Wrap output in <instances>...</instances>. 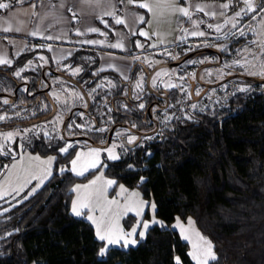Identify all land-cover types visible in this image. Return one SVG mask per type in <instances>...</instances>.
<instances>
[{"label":"trees","instance_id":"16d2710c","mask_svg":"<svg viewBox=\"0 0 264 264\" xmlns=\"http://www.w3.org/2000/svg\"><path fill=\"white\" fill-rule=\"evenodd\" d=\"M185 24L188 27L190 21ZM244 38H229L227 43L232 51L221 50L220 58L224 61L232 57L231 54L246 42ZM28 48L31 51L23 52L12 65H0V91L15 86L22 75L28 77L30 89L39 86L40 76L36 73H23L21 77L13 75L37 51ZM41 50L46 53L43 48ZM186 53L180 51L179 55L182 57ZM98 62L95 51H77L63 62L79 65L83 69L80 83L87 89H95L85 116L80 117V112H76L68 123L88 121L93 128L104 127L109 108L114 122L127 118L121 114L125 109H120L111 90L106 92L96 86L102 75L112 74H93ZM53 64L52 68L57 67ZM138 67L139 64L132 66L130 78H134ZM237 79L248 84L250 90L228 91L215 105L204 107L206 111L201 108L187 110L192 119L184 116L177 107L178 94L173 90L171 95L168 94L172 105L168 111L175 116L168 125L165 127L161 123L156 136L137 144L127 156L122 154L120 161L104 159V173L117 183L136 187L145 200L154 199L157 204L155 215L166 221L168 227L151 226L145 239L141 240L137 234V245H130L128 249L113 248L103 264H175L176 255L181 256L183 264H194L187 256L189 245L179 237L177 230L171 228L177 215H181L182 220L191 216L199 231L213 241L218 259L211 264H264V81ZM231 83L236 81L231 80ZM26 98L19 95L9 104L1 103L0 98V112H21L20 117L7 120V125L21 126L32 120L47 119L52 110L47 97L41 103L39 96H31L27 104ZM105 100L107 104H103ZM98 104L103 106L98 109ZM144 113L141 109V131L149 129L143 121ZM4 123L0 121V126ZM112 124L109 122V126ZM65 127L69 131L67 125ZM77 131L80 133L77 135H84L83 130ZM105 133L89 130L84 136L89 138L88 145H93L100 143ZM74 141L84 146L83 140ZM36 151H41L39 146ZM72 156V150L70 154L58 156L54 175L40 189L7 213H0V264H33V261L36 264H101L97 250L102 245L94 236V228L86 219L70 214L66 207V203L70 206L68 188L88 180L98 169H92L82 177H76L70 171L59 174L61 165L70 169ZM10 161L11 156L4 158L1 155L0 167ZM129 163L135 164L136 169L128 170L126 165ZM141 176L146 178L143 183ZM26 194L27 190L21 195ZM7 206L0 202V208ZM5 216L9 219L5 220ZM145 218H149V207ZM134 220V214H129L122 218V223L130 226ZM12 229L19 231L12 232ZM5 232H11V235L5 237Z\"/></svg>","mask_w":264,"mask_h":264},{"label":"snow or ice","instance_id":"6c2138e0","mask_svg":"<svg viewBox=\"0 0 264 264\" xmlns=\"http://www.w3.org/2000/svg\"><path fill=\"white\" fill-rule=\"evenodd\" d=\"M26 2V0H0V10H3L5 15H0V23L6 24L5 32L9 31L13 27V18L18 14L20 9L17 7ZM117 3L123 4L124 8L121 11L124 13L120 15L117 13ZM235 8V11L232 9ZM137 9L146 11H137ZM42 10V11H41ZM201 12L205 13V17H211L215 22L201 17L200 19H194L195 14ZM70 13V16L65 15ZM84 14L94 15L95 19L102 23L105 27L111 28L118 39L112 45L113 48L123 49L126 47L125 41L130 36L139 35L141 37H156L149 47L156 48L157 45L173 44L178 45L187 40L188 37L204 38L203 41H198L196 44H190L189 48L185 51H191L194 47H206L215 46L225 53L232 51L229 47V38L235 37H248L251 34V39L235 50L236 55L233 59L226 61L221 69L217 72V79H223L225 75H231L232 73H225L224 68L231 66L233 71L239 68L241 74L248 76H259L264 78V0H223L221 3H216V0L211 2L202 3L199 0H59V3H52L48 0L46 7L45 0H31L29 8L24 10V15L27 19L18 20L19 25L27 27L28 24H35V28L30 31L32 37H42L45 40H71L69 32L75 31L78 36L86 33H100L107 36V32H103L100 27L87 26L83 31L80 27L63 30L61 33L52 35L48 30L53 27V23H66L71 24L73 21L79 24L80 17ZM49 18L53 23H48L47 28H42ZM111 18L116 26H124L128 29L127 32L120 31L109 22ZM182 18H187L191 23V28L183 27L178 29L182 31L183 35H177L174 40H168L167 37L172 35L173 32L163 31L161 25L170 24L173 20L183 23ZM141 22H146L149 29L145 27H139ZM205 25V28H201L200 25ZM21 27H16V31H21ZM173 31H176L175 29ZM215 36L216 39H223L226 43L212 45L208 41V37ZM7 38V37H5ZM12 42V41H10ZM77 45H103L105 40H76L71 41ZM145 46L141 40H135V47L143 48ZM32 48L42 49L47 48L50 51L59 52L52 57L58 63L65 59V54L71 56L76 49H54L52 43H40L33 44ZM160 51L171 59H177V55H173L166 48H160ZM31 51L27 46L16 52L19 56L20 52ZM39 60L42 62L41 67L49 62L48 58L42 53H36ZM88 59V58H86ZM140 56L132 57V60H140ZM210 59L205 57L200 61L188 60L186 63L202 64ZM144 63H148V58L144 59ZM152 64L160 65L162 62L159 60H152ZM13 64V60L8 57L5 52H0V65L10 66ZM33 66V60H28L22 68L17 69L13 75L21 77V73L25 68H31ZM109 68L120 69L113 63L106 65ZM151 67V64L149 65ZM61 68L71 72L73 75L81 72L83 69L79 66L70 67L68 64H61ZM99 71V70H97ZM154 74L151 75L150 83L153 88L158 87V84H162L164 89H176L179 88L181 93H185L187 89L191 88L190 84L182 83L186 76L195 78V73H187L179 76L177 79H173L177 75L176 69H165L163 67L159 70L153 69ZM206 74L211 76L213 69H206ZM204 79L202 75L200 77ZM28 79V77H24ZM56 80H60V77H56ZM107 79V78H105ZM128 79L127 76L124 77ZM146 78L141 73L140 77L136 80L134 88L137 91H133L131 94L136 97L137 100H141V95L144 90V84ZM43 86V85H42ZM108 86H112V81H108ZM100 87V85H97ZM226 87V85H222ZM236 91L245 92L250 90V86L246 83H234ZM10 91L11 89H4ZM27 89L25 88V91ZM70 96L65 97V101H71L73 103H79L81 101L82 94L74 89H69ZM203 89L197 88L196 95L199 96ZM213 92L215 89L212 90ZM95 89L89 92L92 95ZM50 95L54 98L55 102H59L61 97L57 91H53ZM191 93L188 92L187 96ZM227 95V94H226ZM187 98V97H186ZM3 103L9 104L10 101L7 97H3ZM107 100L103 104H107ZM181 103L182 101H177ZM102 104H98V109L102 107ZM46 107V105H42ZM84 107H90L87 103H84ZM126 112L133 111L127 104L123 105ZM172 107L165 104V114L161 119V123L168 125V123L174 118L175 114H169L167 108ZM193 109L197 108V104H192ZM12 108H16V104H12ZM139 109H144L145 104L140 102L138 104ZM158 106L153 107L152 111L155 113ZM206 108H201V111H206ZM112 109H108V120L104 121V127L93 128L92 123L85 121L77 124L75 120L72 123L67 124L68 135L74 136L80 134L77 130H83L84 135L88 134V131L96 133H104L109 127V122L114 123L111 115ZM101 116L104 113H100ZM184 115L188 119H192L185 111ZM21 112L13 111L0 112V121L11 120L12 117H20ZM78 116H85L84 112L78 113ZM178 118V117H177ZM158 119H160L158 117ZM60 123H66L62 113L58 112L51 121L44 120L39 124H32L30 127H24L22 130L19 127L12 128L11 130L0 131V155L7 158L11 156V162L4 164L0 168V202L7 203V207L0 208V213H7L15 205L22 203L23 200H27L38 189H40L46 181H48L55 173L54 165L57 163L58 156L62 154H70V150L74 151V156L70 160V169L67 165H61L59 167V174L63 175L70 171L76 177H82L89 169H98V166L105 167L102 160V153H106V159L109 161H120L122 154L127 156L137 144H142L145 140L152 139L151 136L139 137L133 134L129 128H121L116 132V138L112 139L110 144H106L101 140V146H90L87 141H84V146H80L79 141L69 140L62 130L58 127ZM95 123V121H93ZM137 128L135 122L131 123V129ZM126 137V139H125ZM19 138L18 144L13 145L11 142ZM62 145V146H61ZM39 146L41 151H36V147ZM18 149V150H17ZM119 149V150H118ZM42 153H54V154H42ZM151 155V152L148 153ZM136 165L129 163L126 165L128 170H135ZM99 174L94 176L87 183H75L72 184L67 193L70 196V206L66 203V207L70 214L75 217L86 219L90 222V225L94 228V236L96 240L102 245L97 250V259L103 264V261L107 260L108 253L115 247L121 249H128L130 245H137L139 243L137 234L141 240L146 238V235L151 226L159 225L161 229L168 227L166 221L158 219L155 215L157 210V204L153 199L151 202L145 200L137 189L129 190L124 184L119 185V190L116 196H110L108 189L117 183L113 178L104 176L102 170H98ZM145 177H140V182L145 181ZM33 182H35L34 186ZM27 191L26 195H21ZM7 198V200H5ZM151 207L152 215L150 218H145L146 209ZM129 214H134V223L130 226H126L122 223V218L128 217ZM5 220L9 217L5 216ZM173 230L179 231V237L186 241L189 245L187 256L191 258L194 264H211L212 261L218 259L217 253L214 250V244L211 239L203 235L198 228L195 227V222L191 216L186 218L184 222L181 215H177L174 218V223L171 226ZM19 231V229H12V232ZM11 232H5L4 236H10ZM175 264H183L180 255L174 257ZM36 264V261H33Z\"/></svg>","mask_w":264,"mask_h":264},{"label":"flooded vegetation","instance_id":"af4514ba","mask_svg":"<svg viewBox=\"0 0 264 264\" xmlns=\"http://www.w3.org/2000/svg\"><path fill=\"white\" fill-rule=\"evenodd\" d=\"M180 46L181 45H177L176 50L181 48ZM187 48H189V46ZM207 51L213 52V53L216 52L215 50H212L211 48H209V50H208V49L203 48V47H194V48H192L191 51H185L187 53L184 56L180 57L179 52L177 50V53H178L177 59H168L165 56L164 60L162 61V63L160 65H155L154 67H151L150 69L145 67L146 83L144 85V90H143V93L141 95V100H137L131 94L133 92L131 90V87L133 84V81H132L133 78H130V76H129L127 80H123V79H120L118 76H116L113 73L111 75H109L111 78H113L112 80L114 81V84H115V86L111 89V93L114 94V96L112 98L117 101L120 109H124L123 105L127 104L130 109H133V111H130V112L124 111V113H121V114L127 116V118L126 119L123 118L122 121H116L112 125L109 126V129H107V131L105 133L104 142L107 143V141L109 140L110 134H111L110 140L115 139L117 130L121 129V128H129L131 130V132L133 134H136L137 136H151V137L156 136L158 134L160 126H161V119H162L163 115L165 114V104L167 102L168 105H171V103L168 100V94L171 95V93L174 89H164L162 86H160V84H158V87L153 88L151 83H150L151 75L154 74V71H152V70L153 69L157 70L158 68H161V67H176V68L180 69L181 72L183 70H185V71L187 70L188 72H190V70H192V68L195 69L197 67V64L196 63L188 64V63H186V61H188V60L194 61L196 59V57L203 55L205 53H208ZM189 54H191V55L189 57H186V55L188 56ZM156 56L162 57L161 54H157V53H156ZM216 58H217V62L222 63L223 60L220 58V52L216 53ZM51 63L48 62V64H45L43 67L39 68V71L37 73L32 72L30 70H26V71H28V73H31L33 75H35V73H36V75L38 74L40 76V79L38 82L39 83L38 87H34V88L30 89L29 88V86H30L29 85V79L16 82L15 86H11L10 88H3L0 91V98L2 101L1 103H3V97H7L9 99V101H12V100H15L19 95L22 97H25V98H26V96H28V98H30L31 96H39L40 101H42L41 103H44L45 97H47L49 102L52 104V106H51L52 110L47 115V119H45V120L51 121V119H53V117L59 112L57 103L55 102V100H53L52 96L50 95V91L52 88L51 86L53 85L52 81L55 80L56 77H60L61 79L57 82V85L59 87L64 85L63 82L67 83L66 79L68 78L69 81L71 82L68 85H70L71 88L73 87L74 89L75 88L79 89L81 91V94H82L81 97L85 99V103H87L89 106H91V97H90V95L87 96V93H86L88 91V89L86 90V87L82 83H80V77H73L72 76V79H71L69 77V74H66L65 72L60 71L59 69H57L54 66L52 68ZM136 63L139 64L140 61L135 60L133 62V66H135ZM31 69H33V68H31ZM201 69L202 68L198 67V70L195 72V74H196L195 78H193L194 80L190 79V78L188 79V77H187V83H189L191 85V88L189 89V92L191 93V98L193 97V89L196 87V85H200L201 88L203 90H205L206 92L209 89H215L216 91H219L222 87V86H220L221 84L226 85V87H223L225 92L233 90L234 83H231V80H230L232 77L231 75L228 77H225L222 81L214 82V83H207V82H204L198 78V74L200 73ZM151 71H152V73L148 77V75ZM4 75L6 77L8 76L7 74H4ZM237 78H244V77L239 74L237 76ZM254 78H256V77H254ZM256 79L262 80L259 78H256ZM116 84H118V85L116 86ZM25 88L27 89L26 91H25ZM123 88L128 89L127 94L125 96L123 94V91H124ZM4 89H11V90L5 91ZM176 92L178 94V100L177 101H179V99L182 98L183 93H181L179 91V88H176ZM201 97L202 96H200L199 99H201ZM28 98L25 99L26 104L29 101ZM171 98H172V96H171ZM204 99L205 98H203V100ZM140 102H143L145 104V108H144L145 113L143 115V121H144V123H146L147 127H149V129H147L146 131H141L139 128V119H140V110L141 109L138 108V104ZM156 106H158L157 111L155 113H153L152 109H153V107H156ZM185 106L186 107H184V108L187 111L188 110L187 103ZM177 107H180L179 103L177 104ZM169 108L170 107H168L166 110L169 114H171L168 111ZM88 109H89V107L85 108V107L80 106V104H72V107H70V109L67 111V113L64 114V121H66V123H61L60 129L63 130L62 131L63 134L66 135L69 140H73V141L74 140H83V141L89 140V138L87 136H84V135H74V136L68 135V131H66V127H65L68 122L72 121V119L74 118V114L76 112H86V111H88ZM158 117L160 119H158ZM41 121H44V120H32L31 122L24 123L21 126L7 125L6 121H5V123L2 126H0V131L10 130V129L16 128V127H23V125L24 126H30L32 124H37ZM132 122H135L137 124V128L131 129V123ZM125 139H126V137H125ZM98 144H101V143H98ZM91 146H94V145H91Z\"/></svg>","mask_w":264,"mask_h":264},{"label":"crops","instance_id":"0c3cea01","mask_svg":"<svg viewBox=\"0 0 264 264\" xmlns=\"http://www.w3.org/2000/svg\"><path fill=\"white\" fill-rule=\"evenodd\" d=\"M52 3H59V0H51ZM180 2H185V0H180ZM202 2V1H199ZM31 3V0L17 6L20 11L18 12V14L13 18V27L5 32L4 29L7 27L6 24H2L0 23V52H5L9 58H11L14 62V60L18 57L16 55V52L20 51L21 48L27 46V47H32L33 44H40V43H52L54 49H59V48H64V49H76L71 56H67L65 54V59L62 61H67L68 59H70L73 54L77 51H84V52H91V51H95L97 52V57H98V67L94 70L95 73H101V72H111L113 74H115L116 76H118L120 79H124L125 76L129 77L130 74V70L133 66V62L134 60H132V57L138 56L141 54H143L141 52L142 48H137L135 47V40L139 39L141 40V42H149L152 41L154 42L156 37H141L139 35L136 36H130L126 41V47L123 49H114L112 47H107V44H114L116 42V40L118 39L116 32H114L111 28L105 27L102 23H100L99 21H97L94 17V15L91 14H84L80 17V22L79 24H77L76 22H72L70 25L66 24V23H53L52 19L49 18L44 24L41 25L42 28H47L48 23H53V27L51 29H49L48 31L52 34V35H56L61 33L63 30L68 29L69 27L71 28H75V27H80L81 30L83 31L87 26H97L100 27L102 29L103 32H107L108 35L104 36L100 33H84L83 35L78 36L77 33L75 31H71L69 32V36L71 38V40L69 39H65L63 41L60 40H45L42 37H32L30 35V31L33 30L35 28V24H28L27 27L25 28L22 25H19L17 23L18 20L21 19H27V17L24 15V10H27L29 8V5ZM202 3H207V2H202ZM45 4L47 7L48 4V0H45ZM124 8L123 4H119L117 3V13L120 15H123L124 13L121 11V9ZM42 11V10H41ZM137 11H146V10H141V9H137ZM0 15H5L4 11L0 12ZM65 15L70 16V13H65ZM201 17L207 18V19H211V17H205V13L201 12L199 14H195L194 15V19H200ZM109 22L113 25V27H116L118 30L120 31H124L127 32L128 29L124 26H116L114 24V21L111 20V18H108ZM183 23H181L180 21L177 20H173L170 24L165 23L163 25H161V28L163 31H170L173 32L172 35L168 36L167 39L168 40H174L175 37L177 35H183L184 33L182 31H180L178 29V24L180 26V28L183 27H187V25L185 24V22L187 21V18H182ZM16 27H21L22 30L17 32L16 31ZM139 27H145L146 29H149V26L146 24V22H141V24L139 25ZM188 28H191V23L188 26ZM176 31H173V30ZM7 37V38H5ZM189 38H194V37H188ZM76 40H105L106 43L103 45H88V44H84L82 46L77 45L75 43H72L71 41H76ZM12 41V42H10ZM170 44H164V45H157V47L160 46H168ZM156 47V48H157ZM43 50L46 52L45 54L48 56V59H50V61L52 63H58L56 60L52 59V57L56 54H59V52H53L50 51L47 48H43ZM25 52V51H23ZM20 52V55L23 53ZM19 55V56H20ZM62 61H60L59 63H61ZM108 63H113L115 65L118 66V68L120 69V71L117 70V68H109L106 65ZM1 66H5V65H1ZM99 70V71H97Z\"/></svg>","mask_w":264,"mask_h":264},{"label":"rangeland","instance_id":"374dc122","mask_svg":"<svg viewBox=\"0 0 264 264\" xmlns=\"http://www.w3.org/2000/svg\"><path fill=\"white\" fill-rule=\"evenodd\" d=\"M235 11V10H234ZM205 19H207V18H205ZM210 22H215L214 21V19L212 18V20L211 19H208ZM200 27L201 28H205L206 26L205 25H200ZM208 39V41H209V43L210 44H212V45H215V44H221V43H224L223 41V39H216V37L215 36H211V37H208L207 38ZM246 41L247 40H249V39H251V34H249V36L248 37H245L244 38ZM204 40V38H189V39H187L186 41H184V42H182V43H179L178 45H181L180 47L181 48H179V49H177L178 50V52H180V51H185V49H187V47L188 46H190V44H192V45H194V44H196L198 41H203ZM144 44H145V46L142 48V50H141V52L143 53V54H141L140 53V55H138V56H140L141 57V59L139 60L140 61V63H139V67L137 68V71L135 72V74H134V78L132 79V81H133V84H132V87H131V90L132 91H139V90H136L135 88H134V85H135V82H136V80L140 77V75H141V73H143V75L146 77V71H145V67H147L148 69H150L151 67H154L156 64H152L151 62H152V60H159V61H163L164 60V57L166 56V55H164V53L162 52V51H160L159 49L160 48H166L169 52H171L173 55H177L178 53H177V50H176V47H177V45H173V44H170V45H168V46H160V47H157V48H152V47H149L148 45L149 44H152L153 42L152 41H147V42H143ZM246 43V42H245ZM244 43V44H245ZM243 44V45H244ZM108 46L107 47H111L110 45H112V44H107ZM243 45H241L240 47H242ZM113 48V47H112ZM203 48H206V49H208L209 50V48H211L212 50H215L216 52H209V51H207L208 53H205V54H203V55H200V56H198V57H196V59L194 60V61H200V60H203L205 57H209L210 59H208L207 61H205L204 63H202V64H197V67L195 68V69H193L192 68V70H190V72H188L187 70L185 71V70H183L182 72L180 71V69H178V68H176V67H163V68H165V69H169V70H172V69H176L177 70V75H176V77H174L173 79H177L179 76H182V75H184V73L185 72H187V73H195L197 70H198V67L199 68H202L201 69V71H200V73L198 74V78L200 79V80H202V81H204V82H207V83H214V82H219V81H222L225 77H228V76H230V75H225L224 76V78L223 79H217V72H218V70L219 69H221V66L226 62V61H229V60H231V59H233V57L236 55V52L235 53H233V54H231V56L232 57H228L226 60H224V61H222V63H219V62H217V58H216V53H218V52H220L221 51V49H219V48H217V47H215V46H206V47H203ZM114 49H116V48H114ZM37 52H40V53H42L45 57H47L48 58V56L41 50V49H37V51L35 52V54L32 56V58L30 59V60H33V66L31 67V68H33V69H31V68H25L24 69V71L21 73V74H23V73H27L28 71H26V70H30V71H32V72H38L39 71V68H41V61L39 60V58L37 57V55H36V53ZM156 53L157 54H161V56L162 57H158V56H156ZM145 58H148V63H144V59ZM166 58H168V59H171V58H169V57H167L166 56ZM49 60V62H50V59H48ZM63 62L64 61H62L61 63H55V64H57V69H59L60 71H62V72H65L66 74H69V77L72 79V76L73 77H80V73L82 72H79V73H77V74H75V75H73L71 72H69V71H67V70H65V69H63V68H61L60 67V65L61 64H63ZM48 64V63H47ZM65 64V63H64ZM68 64V63H67ZM136 64H138V63H136ZM151 64V67L149 66ZM70 67H77V66H79V65H75V66H72L71 64H68ZM44 66V65H43ZM80 67V66H79ZM22 68V67H21ZM147 69V70H148ZM206 69H213V73H212V75L211 76H208L207 74H206ZM157 70H159V68L157 69ZM223 71L225 72V73H232L231 74V79L230 80H235L236 81V83H244V82H242V81H238V79H237V76L240 74L241 76L242 75H244V74H241V72H240V70H239V68L237 67V70L236 71H233V69H232V67L231 66H229V67H226V68H224L223 69ZM93 74H100V73H95L94 71L92 72ZM204 76L205 78L204 79H201L200 77L201 76ZM244 76H248V75H244ZM24 77H27L26 75H22V77H21V79L20 80H27V79H24ZM187 77H188V79L190 78V79H193L191 76H186L185 77V80L182 82V83H187ZM250 77H256V78H259V79H263L262 77H259V76H250ZM105 78H107V79H105ZM245 78V77H244ZM113 78H111L109 75H106V76H101L100 78H99V80L97 81V83H96V86L97 85H100V89L102 90H106V92H109L114 86H115V84H114V81L112 80ZM112 81V86H108V81ZM194 80V79H193ZM59 80H53L52 82H53V85L51 86L52 88H51V91H50V93L51 92H53V91H57L58 92V94L60 95V97H61V99H60V101L59 102H56L57 103V106H58V111L60 112V113H62L63 114V116H64V114L65 113H67V111L70 109V107H72V104H80V106H82V107H84V103H85V99L84 98H82L81 97V101L82 102H79V103H73V102H71V101H65V97H67V96H70L71 95V92L70 91H68L69 89H74L73 87L71 88V86L70 85H68V84H70L71 82L69 81V79L67 78L66 79V81H67V83H65V82H63L64 83V85L63 86H61V87H59L58 85H57V82H58ZM187 84H189V83H187ZM118 84H116V86H117ZM145 85V84H144ZM160 86H162L163 87V85L162 84H160ZM220 86H222V84L220 85ZM230 86V85H229ZM197 88H200V89H202L201 88V86L200 85H196V87L193 89V97L191 98V95L190 96H187V93L189 92V89H187L186 90V92L185 93H183V96H182V98H180L179 99V101H182V104L181 103H179V108H180V110H181V112H183V115H184V112L186 111L185 110V108L184 107H186L185 105H186V103H187V108H188V110L189 111H193L194 109L191 107V105L192 104H197L198 105V107L197 108H195V109H199V108H204V107H206L207 105H210V106H213V105H215V103H217L218 101H219V99H220V97L222 98L223 96H225L226 94H227V92H225L224 91V88L223 87H221V89L219 90V91H212L213 89H209L207 92L205 91V90H203L202 91V93L199 95V96H197L196 95V89ZM235 88V87H234ZM233 88V89H234ZM74 90H76V91H79L80 93H81V91L79 90V89H77V88H75ZM86 90H87V88H86ZM123 94H124V96L127 94V91H128V89H126V88H123ZM174 90H176V89H174ZM91 90L90 89H88V91L86 92L87 93V96H89V92H90ZM205 92V93H204ZM106 96H107V94H106ZM200 96H202L201 97V99H199L200 98ZM90 97L92 98L93 97V94L92 95H90ZM135 97V96H134ZM187 97V98H186ZM53 98V97H52ZM136 98V97H135ZM203 98H205L204 100H203ZM196 99V100H195ZM53 100H54V98H53ZM203 100V101H202ZM208 100V101H207ZM184 109V110H183ZM187 112V111H186ZM188 113V112H187ZM189 114V113H188ZM185 116V115H184ZM52 120V119H51ZM40 123V122H39ZM39 123H37V124H39ZM31 126V125H30ZM30 126H24L23 125V127H19L21 130L24 128V127H30ZM60 126H61V123L58 125V127L60 128ZM103 127V126H102ZM107 129H109V127L107 128ZM11 130V129H10ZM119 130V129H118ZM117 130V131H118ZM107 131V130H106ZM104 140V139H103ZM18 141H19V138H17V140H13L11 143L13 144V145H15V143L16 144H18ZM112 142V139L109 141V143L108 144H110ZM91 146V145H90ZM18 150V149H17ZM1 156V155H0ZM104 159H106V153H102V160H103V162H104ZM11 162V161H10ZM9 162V163H10ZM104 165H105V162H104ZM99 168H98V170H102L103 171V174H104V176H106V177H108L105 173H104V167H101V166H98ZM1 168V167H0ZM90 170H92V169H89V171ZM96 171V173H94L88 180H91L94 176H96V175H98L99 174V171ZM0 178H2V175H0ZM109 178V177H108ZM88 180H86V181H84V182H77V183H87V181ZM34 184H35V182H33V185H31V186H34ZM120 184H123V183H116V184H114L113 186H111L109 189H108V192H109V195L110 196H116V194H117V191L119 190V185ZM126 186V185H125ZM127 187V186H126ZM129 190H132V189H137L136 187H127ZM27 190V189H26ZM138 190V189H137ZM28 191V190H27ZM139 191V190H138ZM6 200H7V198H5ZM149 202H151V201H149ZM151 215H152V210H151V207H150V204H149V218L151 217ZM147 219V218H146ZM184 222H186V219L185 220H183ZM174 223V222H173ZM173 223L171 224V226L173 225ZM195 227H196V225H195ZM172 228V227H171ZM197 228V227H196ZM177 232L179 233V231L177 230ZM191 259V258H190ZM193 262V261H192ZM194 263V262H193Z\"/></svg>","mask_w":264,"mask_h":264},{"label":"water","instance_id":"95a60500","mask_svg":"<svg viewBox=\"0 0 264 264\" xmlns=\"http://www.w3.org/2000/svg\"><path fill=\"white\" fill-rule=\"evenodd\" d=\"M191 54H189L188 56L186 55V57H189ZM153 71V70H152ZM152 71L149 73V75H148V77L151 75V73H152ZM243 77H245V78H248V79H250V80H253V81H259V82H263L264 80H257L256 78H254V77H250V76H244V75H242ZM149 79V78H148ZM63 131V130H62ZM110 137H111V134L109 135V140H110ZM73 139V138H72ZM109 140L107 141V143L106 144H108V142H109ZM93 145L94 146H101V144H98V143H93Z\"/></svg>","mask_w":264,"mask_h":264},{"label":"built area","instance_id":"2783aa9c","mask_svg":"<svg viewBox=\"0 0 264 264\" xmlns=\"http://www.w3.org/2000/svg\"><path fill=\"white\" fill-rule=\"evenodd\" d=\"M199 1H202V2H211V0H199ZM223 2V0H216V3H221ZM236 10L235 8L232 9V11Z\"/></svg>","mask_w":264,"mask_h":264}]
</instances>
